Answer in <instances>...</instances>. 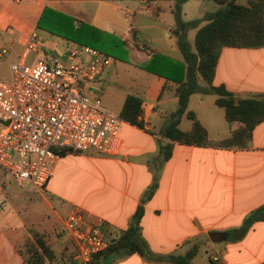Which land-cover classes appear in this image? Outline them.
<instances>
[{"label":"crops","instance_id":"0c3cea01","mask_svg":"<svg viewBox=\"0 0 264 264\" xmlns=\"http://www.w3.org/2000/svg\"><path fill=\"white\" fill-rule=\"evenodd\" d=\"M187 1L179 3L184 18L188 15ZM174 2L0 0V49H5L2 54L9 70L10 61L20 55L26 38L33 32L37 45L35 50L26 52V61L28 54L29 61L54 55L55 42L50 39L53 34L47 28L51 27L53 17L60 14L69 16L74 27L83 21L124 39L135 65L146 61L152 51H158L181 60L184 66L176 41ZM213 2L218 4L216 0ZM194 13L199 17L203 12ZM196 27L192 30V44ZM53 36L65 42L64 47L77 44L60 35ZM107 66L99 78L101 88L107 78ZM139 68L149 76L141 75L133 80L132 88L123 94L119 103L120 108L127 93L141 98L143 126L124 119L121 122L139 137L126 142L120 124L121 148L117 155L70 149L57 161L73 156L91 164L92 168L81 175L77 195L69 204L76 202L99 216L108 241L118 236L136 206L141 205L138 225L143 252L99 254L92 260L90 255L86 262L75 258V245L62 226L71 206L53 204L49 199L58 177L56 168L42 191L35 193L14 180L22 188L8 189L4 185L6 175L0 168V191H3L0 196V264H28L24 242L31 240L34 232L42 234L54 253L53 260L44 258L41 264H172L169 255H182L192 247L195 252L188 264H264V218L250 221L239 236L234 235L245 216L264 205V118L253 125L250 138L243 146L171 141L162 135V129L177 104L176 82ZM211 84L222 85L239 97H264V44L256 47L222 45ZM209 93L191 92L186 109L194 111L209 139H220L240 122L228 123L223 109L213 102L214 95L207 97ZM100 103L104 106L101 98ZM190 124V119L182 113L178 127L188 129ZM167 141H170L169 154L161 160L160 145ZM153 180L155 186L151 194L141 201ZM6 195L15 199L10 213L3 212ZM57 226L61 227L62 234L56 233ZM211 253L217 256L216 260L210 258ZM71 259L73 263L69 262Z\"/></svg>","mask_w":264,"mask_h":264},{"label":"built area","instance_id":"2783aa9c","mask_svg":"<svg viewBox=\"0 0 264 264\" xmlns=\"http://www.w3.org/2000/svg\"><path fill=\"white\" fill-rule=\"evenodd\" d=\"M36 45L31 32L10 61L8 78H0V168L19 186L40 191L63 148L117 155L122 118L100 103L99 78L110 63L108 54L75 44L63 48L64 60L50 55L26 61ZM62 226L75 245L74 257L83 262L107 246L102 219L79 205L69 208Z\"/></svg>","mask_w":264,"mask_h":264},{"label":"trees","instance_id":"16d2710c","mask_svg":"<svg viewBox=\"0 0 264 264\" xmlns=\"http://www.w3.org/2000/svg\"><path fill=\"white\" fill-rule=\"evenodd\" d=\"M182 1L175 0L172 11L176 25L174 28L177 46L184 66L181 60L158 51H152L149 58L139 65L149 72L176 82L174 90L177 104L168 115L162 135L171 141L181 143L243 146L250 138L253 125L264 118V97H239L222 85L211 84V78L219 48L222 45L256 47L264 44V0H246L244 3L235 0H216L218 6L208 13L206 18H203L205 21L194 31V50L188 47L184 38L186 22L181 20L179 7ZM51 23V27L47 29L63 38L76 42H80L79 39L83 42L86 38L93 39L95 46L91 42L83 44L95 47L109 55L111 52L100 48V44H105L112 49L114 57L125 59V41L113 33L95 29L94 26L83 21L74 27L67 15L59 14L53 17ZM183 67L184 70H182ZM194 91L213 93V102L223 109L224 119L228 123L238 121L240 124L231 129L223 138L209 139L205 127L196 118L194 111L186 109L188 95ZM141 113V98L134 93H127L122 100L118 114L129 123L142 127ZM182 113L191 121L188 129H181L177 125ZM169 147L170 141L160 145L161 160L168 156ZM70 151L68 148H63L59 151V156ZM154 186L155 181L153 180L143 192L141 201L151 194ZM140 215L141 205L138 204L127 226L118 236L109 239L104 249L92 253L91 260L99 254L142 253L144 243L139 236ZM258 218H264V205L248 213L242 226L236 230L234 235L239 236L250 221ZM24 247L26 249L25 261L28 264H41L44 258L48 261L54 258L52 249L39 232L32 233V239L25 241ZM194 252L195 247H192L182 255H169L168 259L172 264H188ZM69 262L73 263L72 259Z\"/></svg>","mask_w":264,"mask_h":264},{"label":"rangeland","instance_id":"374dc122","mask_svg":"<svg viewBox=\"0 0 264 264\" xmlns=\"http://www.w3.org/2000/svg\"><path fill=\"white\" fill-rule=\"evenodd\" d=\"M246 0H237V2L244 3ZM216 5L213 0H188L186 2V7L188 9V15L186 18L182 16L180 13L181 20L186 22V26L184 27V38L186 43L188 44V47L191 50H194L193 44H192V30L197 26L201 20H204L203 18H206L207 14L210 13ZM203 12L201 13V16L197 17L194 12ZM204 14V15H203ZM73 25V24H72ZM175 19H174V27H175ZM57 28V27H55ZM49 33L53 35H58L54 31H49ZM51 35L50 39H52L55 42L53 53L55 56H57L60 60H64V51L63 47L65 46V42H61L59 40V37H56L57 40L54 38V36ZM50 36V35H49ZM59 36V35H58ZM80 42L73 41L77 44H83L84 42H87L88 44H94L95 41L92 39L86 38L83 42L81 39H79ZM100 48L104 51L111 52L109 54L110 56V63L107 66L108 72L106 74V77L103 81V87L99 85V93L102 104L107 107V109L112 110L114 112H118L119 110V103L120 100L125 92H127L130 88H132L133 83L132 81L136 78L139 79L141 75H148L144 70L140 69L138 63L135 65L134 57L132 55L131 49H128V45L125 44L126 53H125V59H120L117 57H114L112 54V49L108 48L105 44H100ZM117 53L118 50H115ZM5 54H0V78H7L9 75L8 70V63L6 60H4ZM44 58V57H43ZM30 55L28 54L27 61H29ZM139 66V67H138ZM90 89L97 91V87L95 85H92ZM101 90V91H100ZM214 94L209 93L207 97H212ZM121 134L124 138V140L127 142L128 140H134L137 137H139V134H137L135 131L127 128L124 124H121ZM77 152V151H76ZM56 168V175L60 177L62 174H65L66 176L60 178L57 180L55 179V185H54V193L53 195H50L49 197L50 201L53 204H63V205H70L73 206L74 204H77L76 202L70 203L69 201L72 200V197H75L77 195L76 186L77 184L81 183V175H83L84 171L86 169H91L92 166L89 162H82L78 158L76 159L73 156H68L63 158L60 162L55 161L54 168ZM61 174V175H59ZM4 185L8 189L11 190H19V187L11 177L4 176ZM42 191V190H40ZM31 193H35V191H30ZM57 192V193H55ZM3 194V191H0V196ZM15 199L11 195L5 196V207H4V213H10V206L14 203ZM38 202V200H37ZM56 233H63L61 230V227L57 226ZM63 256V255H62Z\"/></svg>","mask_w":264,"mask_h":264}]
</instances>
